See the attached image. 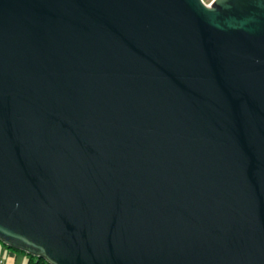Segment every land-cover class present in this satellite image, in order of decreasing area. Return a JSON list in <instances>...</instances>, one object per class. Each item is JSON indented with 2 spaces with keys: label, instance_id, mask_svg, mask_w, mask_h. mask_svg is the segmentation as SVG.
Instances as JSON below:
<instances>
[{
  "label": "water",
  "instance_id": "obj_1",
  "mask_svg": "<svg viewBox=\"0 0 264 264\" xmlns=\"http://www.w3.org/2000/svg\"><path fill=\"white\" fill-rule=\"evenodd\" d=\"M0 242L264 264V0H0Z\"/></svg>",
  "mask_w": 264,
  "mask_h": 264
},
{
  "label": "crops",
  "instance_id": "obj_2",
  "mask_svg": "<svg viewBox=\"0 0 264 264\" xmlns=\"http://www.w3.org/2000/svg\"><path fill=\"white\" fill-rule=\"evenodd\" d=\"M28 258L27 253L7 247L0 242V264H26Z\"/></svg>",
  "mask_w": 264,
  "mask_h": 264
},
{
  "label": "trees",
  "instance_id": "obj_3",
  "mask_svg": "<svg viewBox=\"0 0 264 264\" xmlns=\"http://www.w3.org/2000/svg\"><path fill=\"white\" fill-rule=\"evenodd\" d=\"M28 261L26 264H48L44 259L40 257H35L28 254Z\"/></svg>",
  "mask_w": 264,
  "mask_h": 264
},
{
  "label": "rangeland",
  "instance_id": "obj_4",
  "mask_svg": "<svg viewBox=\"0 0 264 264\" xmlns=\"http://www.w3.org/2000/svg\"><path fill=\"white\" fill-rule=\"evenodd\" d=\"M204 2H209L210 0H203Z\"/></svg>",
  "mask_w": 264,
  "mask_h": 264
},
{
  "label": "built area",
  "instance_id": "obj_5",
  "mask_svg": "<svg viewBox=\"0 0 264 264\" xmlns=\"http://www.w3.org/2000/svg\"><path fill=\"white\" fill-rule=\"evenodd\" d=\"M207 3V2H206Z\"/></svg>",
  "mask_w": 264,
  "mask_h": 264
}]
</instances>
